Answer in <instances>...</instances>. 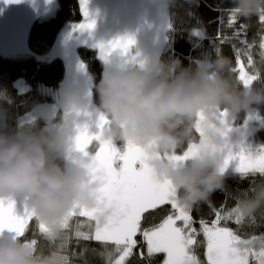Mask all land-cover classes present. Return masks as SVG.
Segmentation results:
<instances>
[{
    "label": "clouds",
    "instance_id": "9594fccd",
    "mask_svg": "<svg viewBox=\"0 0 264 264\" xmlns=\"http://www.w3.org/2000/svg\"><path fill=\"white\" fill-rule=\"evenodd\" d=\"M146 2L169 9L177 5V0ZM232 4L239 17L264 15V0H232ZM260 62L264 63V55ZM233 72L227 57L185 67L179 59L133 60L132 55L117 52L103 62L96 85L97 111L107 119L102 140L142 148L155 178L171 182L174 198L184 209L211 205L213 194L224 189L221 168L230 148L248 133L249 124L237 122L254 107H264V88L241 87ZM80 102L77 92L65 91L39 113L42 127L32 122L12 132L0 127V199L28 202L36 218L57 236L63 234V221L74 208L99 206L93 154L77 149ZM6 117L7 111L0 108V121ZM189 145L194 147L187 159L167 158ZM238 208L244 217L264 210V183L239 199ZM109 215L111 210L101 214L100 223ZM238 247L264 249V240ZM0 264L55 262L41 261L33 245L5 231L0 233Z\"/></svg>",
    "mask_w": 264,
    "mask_h": 264
},
{
    "label": "trees",
    "instance_id": "16d2710c",
    "mask_svg": "<svg viewBox=\"0 0 264 264\" xmlns=\"http://www.w3.org/2000/svg\"><path fill=\"white\" fill-rule=\"evenodd\" d=\"M91 2L93 7L98 5L96 0ZM57 4L54 16L46 21L37 20L31 25L25 52L11 56L0 54V108L7 111V117L0 121V127L8 132L28 124L29 122L20 123V118L36 106L54 104L57 101L49 92L57 90L64 81L66 65L59 57L51 56V54L60 30L67 24L80 23L84 20L80 0H57ZM8 5L12 4L8 3ZM232 8V0H192L191 3L189 0H177L176 7L165 8L166 22L164 23L165 27L167 23V27L164 31V43L156 59L166 62L179 59L187 67L194 66L202 59L215 60L218 57H227L232 62V68L236 69L233 75L241 87L243 85L238 79V73L242 69L246 77L254 74L258 76V79L250 84L251 87L264 88V63L260 62L261 52L264 50L259 47L261 38L264 37V26L256 16L250 19L238 16L237 20L229 26V10ZM241 25L246 27L241 29ZM194 32H201L202 35L197 37L193 34ZM86 45L76 48L75 55L79 59V70H86L91 75L90 99L97 109L99 97L96 85L101 79L103 61L98 57L93 45ZM238 56L239 65L237 64ZM18 81L27 85L29 89L21 91L16 86ZM252 112L256 113L258 122L254 124L250 122V130H253L250 138L258 145H264V107H254ZM249 114H242L237 123L243 124ZM31 122L43 126V121L39 120V117ZM196 135L198 136V133ZM94 143L89 145V149ZM115 146L121 153L124 151L123 144L116 143ZM260 183H264V177L259 174L228 173L225 175L224 189L213 194L211 205L202 203L190 211L193 218L192 227L196 229L193 233L194 243L190 247V252L201 264H207L205 261L207 241L200 221L211 224L216 219L217 211L224 214L233 209L238 200L245 196L244 193L249 195L251 189ZM170 211V205H162L155 211L150 210L145 213L141 222L142 229L161 223ZM78 222L82 225L83 233L94 236V221H89L86 217H73L70 220L71 227L63 231L66 237L63 248L60 246L59 239L50 242L44 238L35 219L27 228L26 238L31 240L35 234V239L38 241L36 245L38 257H49L56 252L67 255L70 264H106L104 254L112 251L114 246L105 245L94 238L91 240L77 238L75 229ZM221 225L237 231L243 238H250L253 235L260 237L264 235V210L245 217L242 225H237L233 220H222ZM135 239L137 246L126 260V264H162L165 259L163 253L149 257L143 237L138 234ZM250 264H256L252 257H250Z\"/></svg>",
    "mask_w": 264,
    "mask_h": 264
},
{
    "label": "snow or ice",
    "instance_id": "6c2138e0",
    "mask_svg": "<svg viewBox=\"0 0 264 264\" xmlns=\"http://www.w3.org/2000/svg\"><path fill=\"white\" fill-rule=\"evenodd\" d=\"M8 3H20L21 0H6ZM89 0H80L81 13L84 22L77 24L74 31H91L95 28V21L89 20L88 12ZM229 26L237 20L235 10H229ZM264 26V15L258 17ZM241 25L240 28H245ZM200 37L201 32H194ZM135 44L131 37L118 38L107 44L98 45L99 56L102 60L112 56L119 50L123 55H129L130 49ZM251 47V46H249ZM259 47L264 50V37L261 38ZM264 55V51L261 52ZM136 56H132L136 60ZM251 63V58L249 57ZM237 64H240L239 56ZM235 72L236 69H233ZM238 79L243 87L247 88L253 81L258 79L257 75L245 76L243 70L238 73ZM256 117L249 114L244 120V125L248 126L249 121ZM107 119L102 114L99 116L97 127L100 131L90 134L88 127L79 129L77 137V149L84 154H93L92 177L93 182L100 181L97 192L98 207L87 209L80 206L74 208L64 219V230L71 227L70 220L73 217H86L89 221H94V236L81 231L82 225L78 222L75 229V236L84 240L95 239L105 245H113L112 251L106 252V264H126V260L132 255L137 246L136 236L143 237L147 246V254L163 253L165 259L162 264H201L194 254L190 252V245L194 243L193 233L196 229L192 227L193 218L190 211L181 207L174 198L175 192L171 182H161L155 178L153 170L147 163L145 151L134 145L127 144L124 151H121L112 143L102 140L100 132L103 130ZM199 133V128L196 129ZM89 149V145L93 144ZM194 145L189 147L182 154H173L168 159H187L192 152ZM118 162H122L119 163ZM118 165V167H117ZM240 174H259L264 177V145H260L253 150L245 146V139H241L233 145L224 161L221 172L225 175L230 171ZM254 189V188H253ZM246 196L247 193H244ZM239 200L236 207L222 214L216 212V219L209 225L201 220V229L207 241L206 259L207 264H250L252 257L256 264H264V249L256 250L255 247L241 250L240 243L253 244L257 240H264V235L260 237L251 236L243 238L237 231L229 227L222 226L221 221L233 220L237 225H242L245 217L239 213ZM162 205H170V213L162 219V222L149 227H141L145 213L150 210L155 211ZM111 210L106 221L101 224L99 216ZM35 219L41 234L50 242L57 239L61 241V248L66 243V237L53 234L47 225L39 221L30 204L25 201L22 214L16 212V202L13 198L0 199V233L5 231L13 233L16 237L23 238L36 248L37 239L26 238L28 223ZM254 220V217L252 218ZM180 222V223H178ZM41 261L52 260L55 264H70L67 255H60L53 252L49 257H39Z\"/></svg>",
    "mask_w": 264,
    "mask_h": 264
},
{
    "label": "rangeland",
    "instance_id": "374dc122",
    "mask_svg": "<svg viewBox=\"0 0 264 264\" xmlns=\"http://www.w3.org/2000/svg\"><path fill=\"white\" fill-rule=\"evenodd\" d=\"M96 3L98 5L94 7L91 0L88 3V18L95 21L93 30L74 31V27L79 23L67 24L60 30L51 56L59 57L64 61L66 77L57 90L49 92L57 101L62 98L65 91H75L80 95L81 102L78 105L82 112L80 125L87 126L90 134L100 131L97 127L100 113L90 99L91 75L86 70L80 71L78 68L79 59L75 55L76 48L91 44L100 58L98 49L100 43L107 44L118 38L131 37L135 40V44L130 49L129 55L155 62L159 49L164 43V31L167 27V23L166 27L164 23L166 22L165 8L150 5L146 0H96ZM10 4L12 5H8L6 0H0V54L6 56L25 52L31 25L37 20H48L54 16L58 7L57 0H21L20 3ZM6 9L7 12H5ZM117 52L119 50L112 55H116ZM16 86L21 91L29 89L21 81H18ZM51 105L53 104L47 103L36 106L20 118V123L35 120L41 111ZM251 114L256 118L249 121L248 133L244 139L245 146L255 150L260 145L251 140L253 130H250V126L251 123L258 122V117L255 112ZM231 172L234 171L230 170L228 173Z\"/></svg>",
    "mask_w": 264,
    "mask_h": 264
},
{
    "label": "water",
    "instance_id": "95a60500",
    "mask_svg": "<svg viewBox=\"0 0 264 264\" xmlns=\"http://www.w3.org/2000/svg\"><path fill=\"white\" fill-rule=\"evenodd\" d=\"M13 199H14L15 202H16V212H17V214H22L23 211H24V203H25V201H23V200H19V199H16V198H13ZM33 220H34V219H33ZM33 220H30V221H29L28 226L31 224V222H32ZM206 250H207V249H206ZM205 261H206V263H207L206 253H205Z\"/></svg>",
    "mask_w": 264,
    "mask_h": 264
},
{
    "label": "flooded vegetation",
    "instance_id": "af4514ba",
    "mask_svg": "<svg viewBox=\"0 0 264 264\" xmlns=\"http://www.w3.org/2000/svg\"><path fill=\"white\" fill-rule=\"evenodd\" d=\"M5 12H7V9L5 10Z\"/></svg>",
    "mask_w": 264,
    "mask_h": 264
}]
</instances>
